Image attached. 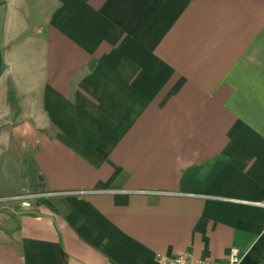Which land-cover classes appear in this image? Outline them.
Returning <instances> with one entry per match:
<instances>
[{"label": "crops", "instance_id": "obj_1", "mask_svg": "<svg viewBox=\"0 0 264 264\" xmlns=\"http://www.w3.org/2000/svg\"><path fill=\"white\" fill-rule=\"evenodd\" d=\"M0 129V264H264V0H0Z\"/></svg>", "mask_w": 264, "mask_h": 264}, {"label": "rangeland", "instance_id": "obj_2", "mask_svg": "<svg viewBox=\"0 0 264 264\" xmlns=\"http://www.w3.org/2000/svg\"><path fill=\"white\" fill-rule=\"evenodd\" d=\"M0 149H3V154L0 156V196H11L12 191L20 188L23 183H25L26 190H29L30 184L27 179L28 177L31 178L33 170L29 168L30 163L27 161V154H23L21 145L17 143L2 144ZM24 176L27 177L26 180H24ZM39 197H47V194L29 190L15 199L1 197L0 227L5 226L4 221L10 213L31 209L35 205V199Z\"/></svg>", "mask_w": 264, "mask_h": 264}, {"label": "built area", "instance_id": "obj_3", "mask_svg": "<svg viewBox=\"0 0 264 264\" xmlns=\"http://www.w3.org/2000/svg\"><path fill=\"white\" fill-rule=\"evenodd\" d=\"M15 198H17V196L10 199ZM256 204L264 206V201L257 202ZM241 258L240 250L236 247H232L226 258L222 261L195 260L189 253L182 252L173 256L158 254L156 256V262L157 264H240Z\"/></svg>", "mask_w": 264, "mask_h": 264}, {"label": "trees", "instance_id": "obj_4", "mask_svg": "<svg viewBox=\"0 0 264 264\" xmlns=\"http://www.w3.org/2000/svg\"><path fill=\"white\" fill-rule=\"evenodd\" d=\"M50 198H45V197H39L35 199V205H46V206H50L49 205V201Z\"/></svg>", "mask_w": 264, "mask_h": 264}]
</instances>
